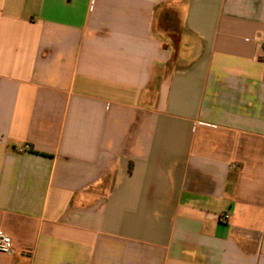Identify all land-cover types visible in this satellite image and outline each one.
<instances>
[{"label":"crops","instance_id":"0c3cea01","mask_svg":"<svg viewBox=\"0 0 264 264\" xmlns=\"http://www.w3.org/2000/svg\"><path fill=\"white\" fill-rule=\"evenodd\" d=\"M263 39L264 0H0V264H264Z\"/></svg>","mask_w":264,"mask_h":264},{"label":"built area","instance_id":"2783aa9c","mask_svg":"<svg viewBox=\"0 0 264 264\" xmlns=\"http://www.w3.org/2000/svg\"><path fill=\"white\" fill-rule=\"evenodd\" d=\"M257 60L264 61V39L257 42ZM221 222H228L229 215L223 214L219 217ZM13 251L12 242L8 235L0 231V252L11 253Z\"/></svg>","mask_w":264,"mask_h":264}]
</instances>
